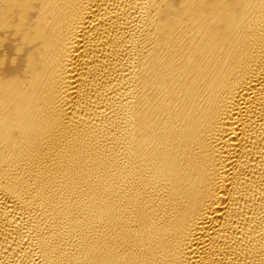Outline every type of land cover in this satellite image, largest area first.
<instances>
[{"label":"bare ground","instance_id":"obj_1","mask_svg":"<svg viewBox=\"0 0 264 264\" xmlns=\"http://www.w3.org/2000/svg\"><path fill=\"white\" fill-rule=\"evenodd\" d=\"M0 264H264V0H0Z\"/></svg>","mask_w":264,"mask_h":264}]
</instances>
